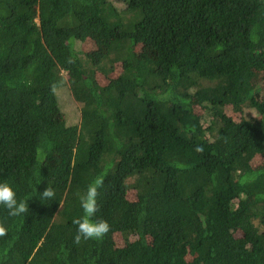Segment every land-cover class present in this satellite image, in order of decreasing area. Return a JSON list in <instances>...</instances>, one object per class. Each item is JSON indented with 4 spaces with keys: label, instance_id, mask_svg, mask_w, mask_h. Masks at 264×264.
I'll use <instances>...</instances> for the list:
<instances>
[{
    "label": "trees",
    "instance_id": "trees-1",
    "mask_svg": "<svg viewBox=\"0 0 264 264\" xmlns=\"http://www.w3.org/2000/svg\"><path fill=\"white\" fill-rule=\"evenodd\" d=\"M0 182V264H264V0H0Z\"/></svg>",
    "mask_w": 264,
    "mask_h": 264
},
{
    "label": "clouds",
    "instance_id": "clouds-1",
    "mask_svg": "<svg viewBox=\"0 0 264 264\" xmlns=\"http://www.w3.org/2000/svg\"><path fill=\"white\" fill-rule=\"evenodd\" d=\"M197 152H203V146L195 149ZM40 174L36 177V182H40ZM104 177L97 176L89 183L86 192L80 197V206L83 215L73 219V224L77 226V232L74 236V243L80 244L87 240H101L111 230V225L104 219L93 220V217L99 211L98 196L99 189L103 187ZM42 201L52 200L55 197L54 189L50 186L39 194ZM28 200V199H27ZM26 199H17L16 190L8 182H0V206L8 210V215L16 217L29 212V206ZM5 224L0 221V237L7 235Z\"/></svg>",
    "mask_w": 264,
    "mask_h": 264
},
{
    "label": "rangeland",
    "instance_id": "rangeland-1",
    "mask_svg": "<svg viewBox=\"0 0 264 264\" xmlns=\"http://www.w3.org/2000/svg\"><path fill=\"white\" fill-rule=\"evenodd\" d=\"M117 2L120 5H122L121 2H119V1H117ZM100 44L103 45L104 47L106 46L102 42H100ZM90 47H91V44H90ZM120 70H121V65L118 64L117 70L115 72L111 73L109 76H115L117 74V72ZM101 79H102V81H104L106 79V77L104 76ZM257 91H258L257 93L261 94L260 91L258 90V86H257ZM60 97H61V101H62L61 106H62L63 111L66 113L67 120L71 123L78 120L79 119V111H80V103L72 95H69L68 91H65L62 89L60 91ZM251 114L255 116L256 113L252 112ZM115 234H116L115 237H116L118 243H120V244H124L128 240H131L133 238L132 235L130 237L122 238V237H120L119 232H117Z\"/></svg>",
    "mask_w": 264,
    "mask_h": 264
}]
</instances>
